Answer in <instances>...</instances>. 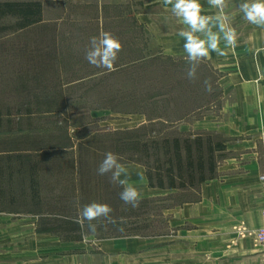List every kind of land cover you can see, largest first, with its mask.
Here are the masks:
<instances>
[{"label": "rangeland", "instance_id": "1", "mask_svg": "<svg viewBox=\"0 0 264 264\" xmlns=\"http://www.w3.org/2000/svg\"><path fill=\"white\" fill-rule=\"evenodd\" d=\"M85 6L67 7L85 20L57 19L64 9L48 4V17L55 20L16 29V19L7 16L0 24V264H264V256L257 257L261 253L246 260L209 258L202 245L198 249L196 240L186 237L192 224L171 226L165 207L196 199L191 189L197 184L148 202L142 198L130 214L131 205L119 196L122 187L110 181V173L97 174L108 151L118 154L120 163L137 155L145 159L126 143L128 135L149 141L202 136L206 160L208 141L216 145L227 137L195 128L198 119L222 105L220 75L207 59L200 62L195 80L186 76L187 56H166L157 45L138 59L121 51L115 65L122 66L113 70L94 67L85 58L90 37L77 30L90 23L85 17L92 10ZM159 16L158 32L174 25L173 15ZM55 27L77 34L54 37ZM206 79L211 92L205 91ZM150 152L149 163L155 165ZM214 154L215 160L226 155ZM159 155L163 162L169 157ZM30 163L37 164L36 197ZM94 201L107 203L113 218L130 217L116 225L94 221L95 233L86 227L84 233L72 230L70 222ZM79 234L81 240L70 238ZM131 237L141 247L134 255L89 259L84 253L96 252L103 240Z\"/></svg>", "mask_w": 264, "mask_h": 264}, {"label": "crops", "instance_id": "2", "mask_svg": "<svg viewBox=\"0 0 264 264\" xmlns=\"http://www.w3.org/2000/svg\"><path fill=\"white\" fill-rule=\"evenodd\" d=\"M9 1L40 2L43 5V20L38 24L56 19L48 17V4L61 5L64 10L57 19L72 22L85 19L74 16L68 5H86L88 10H92L85 17L90 23L86 28L78 27L77 30L87 37H98L102 32H110L122 43V52H132L134 59L141 58V52L156 45L166 56L186 57L184 39L178 35L186 26L173 15L171 5H165L164 0ZM200 2L202 14H219L217 9L207 4V0ZM241 2L243 0H227L223 12L228 18V25L235 29V47L226 46L221 33L219 46L225 55L211 52L207 58L220 75L217 82L221 88L222 105L218 112L198 119L195 126L226 136L227 141H220L224 148L219 150L226 155L216 160L212 176L208 175V179L191 189L196 191V199L166 206L163 211L170 218L171 226L179 224L183 229L185 225L192 224L194 230H187L186 237L195 239L198 249L202 245V250L209 258L218 260H246L256 253H261L257 257L264 256L256 249L251 235L262 224L264 206L261 182V175L264 174V28L243 18L238 7ZM161 14L173 15L174 25L165 24L164 31L160 29L158 32ZM52 33L54 37L77 34L76 30L59 27H55ZM53 41L57 50V39L53 38ZM122 164L128 169L129 182L138 189L140 199L178 192V188L151 187L147 169L142 163ZM100 246L96 252L86 250V257L94 259L96 254H101L108 259L119 253L134 255L141 251L139 241L132 237L120 241L106 239Z\"/></svg>", "mask_w": 264, "mask_h": 264}, {"label": "clouds", "instance_id": "3", "mask_svg": "<svg viewBox=\"0 0 264 264\" xmlns=\"http://www.w3.org/2000/svg\"><path fill=\"white\" fill-rule=\"evenodd\" d=\"M164 4L171 5L173 15L186 26L178 32V35L184 39L183 49L188 64L186 76L189 80L196 79L200 62L209 58L211 52H216L220 56L225 55L224 50L219 46L221 33L226 46L235 47V29L228 25V18L223 14L227 0H207L210 7L218 10L219 14L215 16L202 14L203 6L200 0H164ZM238 7L245 20L264 28V0H243ZM122 49L123 45L120 40L112 33L105 31L98 37L90 38L85 58L94 67L113 70ZM204 86L205 91H212L210 79L204 81ZM120 159L118 154L112 151L106 152L104 159L96 169L97 174L103 176L110 173V181L123 189L119 193L120 199L134 208L138 207L140 193L129 182L128 169L120 163ZM112 211L113 209L107 203L94 201L80 209L75 222L80 225L82 230L86 227L89 232L95 233L98 225L93 223L94 221L103 220L107 223H115L111 216Z\"/></svg>", "mask_w": 264, "mask_h": 264}, {"label": "trees", "instance_id": "4", "mask_svg": "<svg viewBox=\"0 0 264 264\" xmlns=\"http://www.w3.org/2000/svg\"><path fill=\"white\" fill-rule=\"evenodd\" d=\"M7 16H12L16 19L14 28L24 29L38 24L43 20V5L36 1H0V24ZM131 130L137 131V128ZM127 144L131 147L133 152H138L143 155L145 159L140 156L131 157L126 162H140L145 165L147 169V176L149 179V185L151 187L160 188H184L188 185L194 186L199 182L205 181L208 175H213L215 172V150H223V142H217L213 145L212 141H208L207 152L208 158L205 159V146L202 136L195 138V141L185 139L184 141L180 136L164 137L162 141L153 139L140 138L139 135H128ZM154 150L155 165L149 163L152 152ZM163 155L169 156L166 161L161 160L159 152ZM196 154V159H195ZM21 157V156H20ZM18 157V158H20ZM21 163V162H20ZM23 164V163H22ZM167 164V165H164ZM37 164L30 163L29 175L30 184L34 197L38 196V181L36 179ZM198 172V173H197ZM209 173V174H208ZM142 202H148L147 198L141 200ZM133 207L130 206L129 212L132 214ZM125 216L121 218H113L115 223L120 224L129 218ZM76 221V220H75ZM75 221L70 222L72 224V230L84 233L80 225ZM49 231V229H46ZM83 235L71 236L72 240H81Z\"/></svg>", "mask_w": 264, "mask_h": 264}, {"label": "built area", "instance_id": "5", "mask_svg": "<svg viewBox=\"0 0 264 264\" xmlns=\"http://www.w3.org/2000/svg\"><path fill=\"white\" fill-rule=\"evenodd\" d=\"M261 182L264 193V174L261 175ZM262 210V224L257 230L251 233L254 239L255 246L260 250H264V206Z\"/></svg>", "mask_w": 264, "mask_h": 264}]
</instances>
